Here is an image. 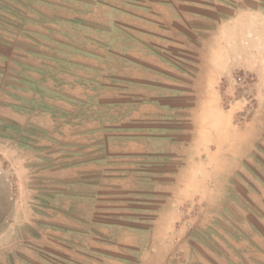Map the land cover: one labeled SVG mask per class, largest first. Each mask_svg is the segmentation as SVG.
Returning a JSON list of instances; mask_svg holds the SVG:
<instances>
[{
  "label": "crops",
  "instance_id": "0c3cea01",
  "mask_svg": "<svg viewBox=\"0 0 264 264\" xmlns=\"http://www.w3.org/2000/svg\"><path fill=\"white\" fill-rule=\"evenodd\" d=\"M32 1L29 41L0 51L18 66L0 68V264H264V117L232 122L235 72L264 82V0ZM205 109L180 144L178 115ZM150 156L166 181L133 206ZM221 207L238 235L202 257L192 233Z\"/></svg>",
  "mask_w": 264,
  "mask_h": 264
},
{
  "label": "rangeland",
  "instance_id": "374dc122",
  "mask_svg": "<svg viewBox=\"0 0 264 264\" xmlns=\"http://www.w3.org/2000/svg\"><path fill=\"white\" fill-rule=\"evenodd\" d=\"M32 6L37 7L38 3L35 1L33 2L32 0H0V51L1 49L4 51V49L8 47L7 44H20L21 42L29 41L26 34L22 33L21 30L28 29L32 26L31 24H33L32 22L27 20V17H30V15L36 17L35 13L31 11ZM0 68H4L5 73L12 74V71L10 69H18V66L10 63L8 60L2 61L1 59ZM2 78L3 77L0 76V81ZM233 83L236 87L234 98H236V100L241 102V104L243 105V109L239 113H236L234 115L232 119L233 124H239L241 122L248 121L252 116L253 110L254 117L255 111L260 113V115L263 114L264 117V82H259L255 75L253 77L252 75L246 73L235 72L233 76ZM228 98H226L225 96L222 97L220 105L224 110L230 108L232 104V99ZM206 106H211V104L207 102ZM210 111L211 110H209L208 112L210 113ZM206 112L207 110L205 109V111L201 115L200 110V112L196 115L197 118H193V115L188 113H180L178 115V129H173L172 133H177L179 139L178 141L180 144L181 142H185L193 135V133L196 132L195 127L197 122H199L200 125L197 133H199V137L202 136V127H204V124L206 123L210 115L207 114L208 112ZM116 116L120 117L122 116V114ZM256 149L258 150V152H260V154L264 156L263 144L256 146ZM154 152L162 155V165H165L166 162H164V154H166V149L164 148V146L157 147L156 151ZM154 152H152V154ZM148 154L151 155V152H149ZM255 161L256 172L262 175L261 170L264 171V162L260 161L259 159ZM153 164L154 159L151 156L150 158H146L145 163H141L140 176L138 175L139 178L137 176L135 180H132L131 189H142L141 191H145V193L136 192L135 194L129 195L128 198L131 199V205L139 206V204H141L145 207H152L158 202L159 196L154 193L153 188L159 180L166 181V179H160L158 175H156ZM182 164V162H179L178 167L180 169L182 168ZM167 165L170 166V164ZM7 167V162L0 161V177L2 175L5 176V174L9 175ZM259 167L261 170L259 169ZM255 178H257V180L264 184L263 177L257 174ZM199 180L202 181V179ZM214 182H216V187L214 189H223L222 184L220 183V179H217V181L215 180ZM3 185H6L8 192L11 194L12 189H14V184L11 183V180L5 178V183H0V187H3ZM234 197L235 200L239 201L240 204H243L246 209L251 210L253 208L249 203L241 199L239 193H234ZM260 200L261 198H258L259 202ZM254 202L257 203L255 199ZM186 206L189 207V210L185 209ZM262 206L263 208L261 207V209L264 211V204ZM182 208L187 211V216H191L192 214L196 215L198 213L201 205L199 202H192L185 204ZM233 217L234 216L230 213V211H225L222 209V207L215 211L211 210V212H209L208 218L211 225H209L206 229L194 230V233H192L191 241L194 250H196L202 257H206L203 253H201V247L205 246L217 256H223L222 252L217 248V246H219L220 249L229 247L230 243L225 240L224 236L227 235V237H234L235 235H238V232L235 231V219ZM218 241L220 242V244ZM246 263L250 264L247 261L243 264Z\"/></svg>",
  "mask_w": 264,
  "mask_h": 264
}]
</instances>
